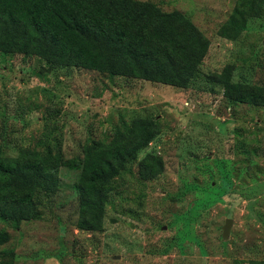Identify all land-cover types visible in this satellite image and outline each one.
I'll list each match as a JSON object with an SVG mask.
<instances>
[{"label":"rangeland","instance_id":"rangeland-1","mask_svg":"<svg viewBox=\"0 0 264 264\" xmlns=\"http://www.w3.org/2000/svg\"><path fill=\"white\" fill-rule=\"evenodd\" d=\"M182 12L210 43L186 89L53 67L39 57L0 54V144L66 158L112 136L122 122L152 118L160 135L129 165L99 231L78 228L77 172L42 218L19 230L0 224L9 264H251L264 261V109L232 105L212 76L234 66V83L264 87V0H137ZM162 158L164 173L143 181L140 162ZM233 220L228 237L223 229Z\"/></svg>","mask_w":264,"mask_h":264},{"label":"trees","instance_id":"trees-1","mask_svg":"<svg viewBox=\"0 0 264 264\" xmlns=\"http://www.w3.org/2000/svg\"><path fill=\"white\" fill-rule=\"evenodd\" d=\"M253 0L255 17L260 2ZM210 43L182 12L166 13L137 0H0V54L39 57L53 67L84 68L111 79L125 78L188 88L200 74ZM234 66L212 76L232 105L264 109V87L233 82ZM160 135L152 118L122 122L114 134L86 144L66 158L58 143L43 150L0 144V224L19 230L42 218V209L64 187L62 170L77 172L78 228L99 231L119 180ZM162 158L140 162L143 181L158 179ZM0 230V246L8 241ZM0 264H9L0 262ZM251 264H264L253 262Z\"/></svg>","mask_w":264,"mask_h":264},{"label":"water","instance_id":"water-1","mask_svg":"<svg viewBox=\"0 0 264 264\" xmlns=\"http://www.w3.org/2000/svg\"><path fill=\"white\" fill-rule=\"evenodd\" d=\"M232 225H233V220L228 219L227 222H226V226L223 229L224 237H228L229 236V233H230Z\"/></svg>","mask_w":264,"mask_h":264}]
</instances>
